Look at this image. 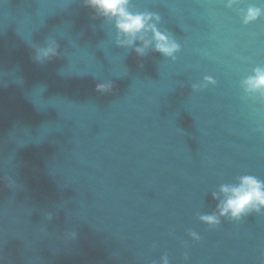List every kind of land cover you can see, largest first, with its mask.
I'll return each instance as SVG.
<instances>
[{
  "label": "water",
  "instance_id": "1",
  "mask_svg": "<svg viewBox=\"0 0 264 264\" xmlns=\"http://www.w3.org/2000/svg\"><path fill=\"white\" fill-rule=\"evenodd\" d=\"M127 10L178 50L138 54L86 0H0V264H264V209L218 207L264 182V95L243 86L264 0Z\"/></svg>",
  "mask_w": 264,
  "mask_h": 264
},
{
  "label": "clouds",
  "instance_id": "2",
  "mask_svg": "<svg viewBox=\"0 0 264 264\" xmlns=\"http://www.w3.org/2000/svg\"><path fill=\"white\" fill-rule=\"evenodd\" d=\"M233 0H229L231 4ZM86 3L97 9L103 15L109 18H116V27L125 37L122 42L131 46L139 37L143 43L142 48H136L138 54H142L144 48H147L152 41L155 42V50L166 55L172 54L178 50V45L167 35L161 33L150 21L152 14H132L127 10L128 0H86ZM261 14L259 8L250 7L244 16V22L248 23L256 19ZM158 19V17H156ZM152 33V40H146L141 33ZM55 54L54 49H48L42 52V55L48 56ZM210 79V78H206ZM246 91L259 92L264 95V68L254 70V75L243 81ZM98 90H105L104 85H98ZM221 191L225 193L226 199L218 206L219 215L230 216L232 219H239L242 215L264 209V182L257 180L252 176L241 177L238 186H222ZM201 220L209 224L219 223L216 215L202 216ZM164 264H167L165 259Z\"/></svg>",
  "mask_w": 264,
  "mask_h": 264
}]
</instances>
